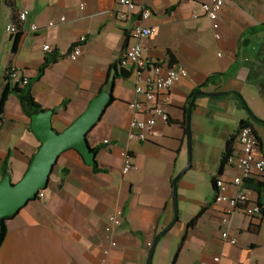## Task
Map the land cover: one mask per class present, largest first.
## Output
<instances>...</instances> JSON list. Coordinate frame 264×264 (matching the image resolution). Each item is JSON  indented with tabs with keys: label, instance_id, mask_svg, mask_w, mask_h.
<instances>
[{
	"label": "crops",
	"instance_id": "obj_1",
	"mask_svg": "<svg viewBox=\"0 0 264 264\" xmlns=\"http://www.w3.org/2000/svg\"><path fill=\"white\" fill-rule=\"evenodd\" d=\"M134 1L151 9L153 17L148 21L139 15L124 17L127 10L120 0H0V27L5 30L0 34V98L9 70L35 79L49 57L45 45L53 46L58 60L34 84L33 94L46 111L54 112L57 132L65 131L87 111L106 85L110 71L111 76L121 73L118 62L129 47L130 32L139 24L158 29L143 41L150 61L168 65L171 52L177 59L175 68L189 73L171 92V122H159L149 140L142 143L128 140L133 116L129 104L137 96L135 71L125 69L129 77L116 79L115 101L88 136L92 149L98 150L102 172H95L74 150L63 154L44 196L7 221L0 264H148L156 238L175 219L174 180L185 152L187 137L182 124L189 96L214 74L227 76L209 83L204 91L238 92L250 84L247 79L264 33L252 35L249 31L264 24V0H226L218 28L203 10V3L209 0ZM24 9L30 16L21 27L23 36L14 53L16 35L7 28ZM51 22L56 26L50 28ZM33 24L39 26V33H32ZM81 36H87L88 41L81 57L73 61L68 55ZM196 105L194 113L211 108L223 115L228 111L239 120L235 132L224 135L225 143L238 132L241 121L250 117L230 95L200 97ZM241 111L246 115L237 116ZM258 135L264 153V140ZM40 146L32 120L18 96L12 95L0 123V182L8 157L13 183L22 181ZM126 150L137 166L127 174ZM218 171H210L212 180ZM236 176H241V171L227 167L222 178L230 182ZM236 193V189L230 190L232 196ZM215 197L213 188L211 199L193 201L195 214L181 225L178 221L162 238L163 246L156 250L153 264H264V228L242 212L224 223L228 206ZM254 197L258 199L255 192ZM261 203L264 205V195ZM118 209L125 213L124 225L108 234L110 216ZM202 210L196 226L189 228ZM225 232L237 245L224 241Z\"/></svg>",
	"mask_w": 264,
	"mask_h": 264
},
{
	"label": "built area",
	"instance_id": "obj_2",
	"mask_svg": "<svg viewBox=\"0 0 264 264\" xmlns=\"http://www.w3.org/2000/svg\"><path fill=\"white\" fill-rule=\"evenodd\" d=\"M119 3L127 10L124 17L139 15L142 21H148L154 15L151 9L137 5L134 0H120ZM225 4L226 0H209L202 5L206 16L215 23L216 28L219 27L217 21ZM85 7L86 4H83L82 9ZM29 16V10L20 11L16 20L8 26L7 31L12 35H17L21 31V27L28 22ZM196 18L198 17L196 16ZM65 21L66 18H62V22ZM55 26V22L49 24L50 28ZM31 31L37 34L40 32V28L33 24ZM157 32V27L145 26L144 24L135 26L129 34L130 44L121 60L122 68H131L136 74L135 91L137 99L129 104L133 113L128 135L130 142H147L149 136L155 132L159 122L170 123L171 116L168 107L171 103V92L175 86L189 76L185 68L170 69L167 66L155 65L156 63L145 56L143 41L156 35ZM87 41V36H81L75 42L68 57L73 61L78 60ZM44 51L50 54L55 49L51 45H45ZM11 77L15 82L22 79L17 70H12ZM28 83L29 78L24 77L23 84L27 85ZM237 142L240 149L236 150L233 156L229 158L227 167H234L241 171V176L233 177L230 182L225 178L218 179L216 201L228 206L225 211L224 223H228L232 215L242 212L252 221L260 223L264 228V208L259 200L254 197V191L245 188V180L264 175V153L257 129L253 126L243 127L238 133ZM123 158L125 174L137 170L129 150L124 151ZM231 189L237 190L235 196L230 194ZM43 196L42 193L40 197ZM109 220L110 224L106 229L108 234L122 228L125 221L124 211L122 209L116 210ZM223 239L228 244L237 245V240L231 237L228 232L223 233ZM113 245L115 246L116 243L114 242Z\"/></svg>",
	"mask_w": 264,
	"mask_h": 264
},
{
	"label": "water",
	"instance_id": "obj_3",
	"mask_svg": "<svg viewBox=\"0 0 264 264\" xmlns=\"http://www.w3.org/2000/svg\"><path fill=\"white\" fill-rule=\"evenodd\" d=\"M229 95L239 97L247 105L244 97L237 91L207 92L204 90L198 92L189 105L187 114V138L190 151L189 166L174 180L175 219L173 223L156 238L148 264H153L160 241L179 221V183L182 177L192 168V119L197 100L200 97L220 98ZM112 97V91H105L100 94L91 102L87 111L63 132H57L55 130L53 124L54 112L52 110L36 114L32 117V131L41 142V146L37 154L33 157L29 169L22 181L15 184L12 181V177L7 175L0 182V225L4 219H11L31 201L36 200L41 190L48 188L55 167L61 156L66 152L74 150L81 155L88 166L96 165L97 156L92 151L88 136L101 121L106 109L112 103ZM256 119L259 118L256 117Z\"/></svg>",
	"mask_w": 264,
	"mask_h": 264
},
{
	"label": "trees",
	"instance_id": "obj_4",
	"mask_svg": "<svg viewBox=\"0 0 264 264\" xmlns=\"http://www.w3.org/2000/svg\"><path fill=\"white\" fill-rule=\"evenodd\" d=\"M249 33L252 34V35H259V34L264 33V24H261L259 26L251 28ZM22 36H23V31L22 30L15 36V42H14V47H13V52L14 53L18 52ZM124 56H125V54L121 57L120 61L118 62V67H120L121 73L120 74L119 73H115L114 76H111V71H110V75L108 77V81H107L106 85L102 88V90L100 91V94H102L105 91H112V94H113L114 93V87H115L116 79L119 76H122L124 78H128L129 77V73L127 71H125L124 68L121 67V60H122V58ZM169 58H170V61H169L168 65H164V64H162L160 62H156L155 65L167 66L170 69L175 68V66H177V59H176L175 55L173 53L169 52ZM57 60H58L57 53L55 51L53 53H50L49 57L46 59L45 63L41 67L38 76L35 79H29V83L27 85L23 84L24 77H22L21 81L15 82L12 79V77H11L12 70L8 71V73L6 75V83L4 85V88H3V91H2V95H1V98H0V123H2V121H3L6 105H7L8 101H9V99H10V97L12 95H17L18 96L25 114L31 120H32V117L34 115L46 111L36 101V99L34 97V94H33V87H34V84L36 82L40 81L44 77L47 69L53 63L57 62ZM118 67L117 66L114 67V70H117ZM112 70H113V67H112ZM225 76H227V74H214V75H212L203 86L197 88L189 96L188 103H187V106L185 108L186 120L182 124V128H183V130L185 132V136L186 137L188 136V133H187V114H188V110H189V105L192 102V100L194 99L195 95L198 92H200L201 90H204L209 85V83L215 81L217 78H222V77H225ZM247 81H248V83L256 86L258 88V90L260 91L261 95L264 98V43L262 44V46L259 49L257 57H256L253 65H252L251 70H250V73H249ZM230 96H233L234 98H236L238 100L240 108L245 110V111H247L249 113L250 117L248 119H246V120H242L241 121V123L239 124L238 132L235 135L231 136L226 142V149H225L224 153L222 154L221 166L219 168L217 176L214 177V179L212 180V186H213L214 191L216 193L215 201L217 200V195H218L217 180L224 176V173H225L226 168H227L228 160L236 152L237 138H238V133H239L240 129H242L245 126H253V127H255V123H258V124L264 126V121H262L260 119H256V116L254 115V113L248 108V106L244 103V101L242 99H240L239 97H237L235 95H230ZM114 101H115V98L113 96L112 97V103ZM196 107H197V105H195V107H194V112L196 110ZM170 122H171V120H170ZM260 141L262 143L261 138H260ZM92 151L96 155L98 154V150L97 149L94 148V149H92ZM93 168H94L95 172H102V170L99 169L98 163H96V165L93 166ZM7 175H10V176L12 175V162H11V158L10 157H8L5 160L4 167H3V176L5 177ZM245 188H247L249 190H252V191H254L255 193L258 194V200H259L260 204L262 205V207L264 208V205L261 203V198L264 195V175L262 177L245 180ZM46 190H47V188L41 190L39 192V194H38L37 199H39L40 195L42 193L44 194ZM204 211L205 210H202L200 212V214L190 223L189 228H194L196 226L198 220L200 219V217H201V215L203 214ZM8 220H10V219H4L2 221V223H1V225H0V250H1L2 246L4 245V242H5V240L7 238V235H8V227H7V221Z\"/></svg>",
	"mask_w": 264,
	"mask_h": 264
},
{
	"label": "rangeland",
	"instance_id": "obj_5",
	"mask_svg": "<svg viewBox=\"0 0 264 264\" xmlns=\"http://www.w3.org/2000/svg\"><path fill=\"white\" fill-rule=\"evenodd\" d=\"M4 31V28L0 27V34ZM238 92L244 97L254 115L264 121V98L258 88L252 84H245L243 89ZM239 115L246 114L241 111L238 112L237 116ZM238 122L239 120L231 116L228 111L223 115L211 108H205L201 112L193 114V163L191 170L182 177L178 191L180 225L195 214L194 200L201 199L205 201L211 199L213 196L212 179L211 175H209L210 171L220 168L222 154L226 149L224 135L227 132L234 133ZM255 127L264 140V127L258 123H255ZM189 162L190 151L187 138L184 156L180 161L179 171L176 177L189 166ZM191 185H195L196 187H192ZM162 246L163 244L160 243L157 251H160Z\"/></svg>",
	"mask_w": 264,
	"mask_h": 264
}]
</instances>
